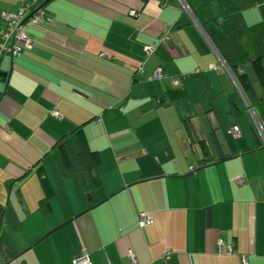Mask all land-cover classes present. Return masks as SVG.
I'll return each mask as SVG.
<instances>
[{"label":"crops","instance_id":"crops-1","mask_svg":"<svg viewBox=\"0 0 264 264\" xmlns=\"http://www.w3.org/2000/svg\"><path fill=\"white\" fill-rule=\"evenodd\" d=\"M25 1L0 0V38ZM36 2L30 45L0 57V261L264 264L263 151L211 46L239 15L241 88L264 124V0H187L202 30L177 0ZM65 138L97 154L91 199Z\"/></svg>","mask_w":264,"mask_h":264},{"label":"built area","instance_id":"built-area-1","mask_svg":"<svg viewBox=\"0 0 264 264\" xmlns=\"http://www.w3.org/2000/svg\"><path fill=\"white\" fill-rule=\"evenodd\" d=\"M180 5V10L182 13L186 14V16L190 19L192 23H194L200 30H202V25L199 23L198 19L194 15L193 11L190 8L187 0H177ZM160 5H165L166 0H157ZM2 16L6 20V27L3 30L0 38V57L3 53H10L11 55H17L22 52L23 49L30 45V40L26 35V27L29 25H35L39 22L43 21L47 18L46 11L37 5L36 0L25 1L22 3L17 11L2 13ZM212 48L216 51V54L220 60V66L213 65L212 67L220 70L224 69L232 78L235 83V86L239 92L240 98L248 112V115L251 119V122L258 134L260 139L261 149L263 151L264 157V124L256 113L255 108L253 107L250 99L246 95V93L241 88L238 80L234 76L232 70L225 62V60L221 57L219 52L217 51L215 45L211 43ZM146 53L150 54L153 52L154 48L152 46L145 47ZM174 83L176 81L174 80ZM53 114L58 115L57 111H53ZM233 131L237 132L238 127L234 126ZM239 182H244L242 177H237L236 179ZM137 222L139 226H145L152 222L151 215L148 212L141 211L138 213ZM219 246H221V241H219ZM228 250L231 248L228 247ZM133 264H137L134 259V254L129 255ZM74 264H91L88 253L85 250H82L81 254L73 259Z\"/></svg>","mask_w":264,"mask_h":264},{"label":"trees","instance_id":"trees-1","mask_svg":"<svg viewBox=\"0 0 264 264\" xmlns=\"http://www.w3.org/2000/svg\"><path fill=\"white\" fill-rule=\"evenodd\" d=\"M242 4L245 6L248 5L247 3ZM221 24L225 29L226 38L222 42L214 43V45L221 57L232 70L239 84L242 87H245L246 85L243 81L244 74L241 72V67L249 59V57L239 41V37L242 34L244 27L241 20H239V15L224 16ZM256 60H258V58ZM259 69L261 68L258 67V73L262 79ZM262 80L264 81V79ZM248 98L250 99L249 96ZM250 101L252 103L251 99ZM59 149L67 170L70 173H76L80 178L82 189L86 193L93 195L94 188L99 184L97 174L98 158L96 152L89 151L86 147L76 150L67 138L63 139L59 143ZM38 171L41 172L40 170ZM8 247L9 245L6 243L3 235H0V252L4 254L6 250H9ZM4 258H6V260H10L14 257L6 254L4 255Z\"/></svg>","mask_w":264,"mask_h":264},{"label":"water","instance_id":"water-1","mask_svg":"<svg viewBox=\"0 0 264 264\" xmlns=\"http://www.w3.org/2000/svg\"><path fill=\"white\" fill-rule=\"evenodd\" d=\"M6 76H7V73H0V77L2 78V81H5L6 80ZM88 198L91 199L92 198V195L91 194H87ZM0 264H3L2 261H0Z\"/></svg>","mask_w":264,"mask_h":264},{"label":"rangeland","instance_id":"rangeland-1","mask_svg":"<svg viewBox=\"0 0 264 264\" xmlns=\"http://www.w3.org/2000/svg\"><path fill=\"white\" fill-rule=\"evenodd\" d=\"M41 1V0H40ZM1 18V17H0ZM0 22H1V20H0Z\"/></svg>","mask_w":264,"mask_h":264}]
</instances>
